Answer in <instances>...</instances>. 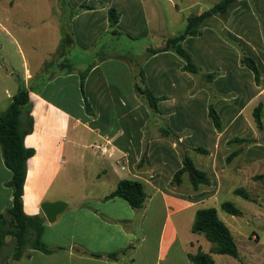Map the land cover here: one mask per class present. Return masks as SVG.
Returning <instances> with one entry per match:
<instances>
[{"label":"crops","instance_id":"1","mask_svg":"<svg viewBox=\"0 0 264 264\" xmlns=\"http://www.w3.org/2000/svg\"><path fill=\"white\" fill-rule=\"evenodd\" d=\"M178 1L63 0L70 17L57 25V48L33 67L21 46V72L12 64L0 68V115L20 90L30 94L34 130L24 143L36 154L28 161L24 211L26 201L39 205L51 249L29 250L20 264H192L190 255L210 252L205 237L192 232L197 211L235 193L229 185L248 175V165L264 162V0H239L182 42L195 72L163 48L190 16L220 0L185 12V23L172 29L173 13H183ZM111 9L120 14L115 28ZM2 32L18 43L0 22ZM53 57L59 63L48 64ZM96 145L109 154L100 155ZM185 157L208 175L212 189L194 190L187 172L174 182ZM80 168L92 174L78 178ZM11 178L0 147V217L12 206ZM124 179L144 183L142 208L107 198ZM56 201L67 208L50 223L41 206Z\"/></svg>","mask_w":264,"mask_h":264},{"label":"trees","instance_id":"2","mask_svg":"<svg viewBox=\"0 0 264 264\" xmlns=\"http://www.w3.org/2000/svg\"><path fill=\"white\" fill-rule=\"evenodd\" d=\"M239 0H220L210 9L200 15H192L187 19V27L184 32L169 38L163 50H173L187 62L186 69L195 72L189 53L183 48L182 42L188 36H197L201 33L205 22L214 16H226ZM110 25L115 28L120 20V14L111 9L109 13ZM117 34V31H113ZM155 51H152L154 53ZM249 66L259 77V71L253 61H248ZM153 107H156L157 99L149 91L142 90ZM32 104L28 90H20L14 96L7 111L0 115V147L2 149L4 163L11 170L12 178L8 186L13 190L12 206L6 211L5 217L0 222V254L5 248L8 237H13L16 244V259L20 260L26 250H38L50 253L51 249L43 241L45 221L42 216H29L24 211V189L28 175V161L35 156L36 151L25 146L24 140L34 130V120L31 116ZM261 107L255 111V119L258 127H262L260 118ZM213 122L217 128H221L219 117L215 111H211ZM184 167L175 175L174 182L179 184L181 176L187 172L190 176L193 189L198 190L202 186H209L208 175L199 170L189 157L184 158ZM264 179V175H256L255 181ZM237 196L245 200H251L250 194L242 188L235 190ZM122 198L134 209L144 206L148 195L145 185L139 180L124 179L119 182L116 190L107 198ZM221 209L235 217L243 215L242 211L232 202H224ZM7 216V217H6ZM194 234L203 235L211 244L209 253L199 250L195 255H190L192 264H215L213 255H227L238 259L240 256L237 242L227 224L220 218L216 208L200 209L192 226ZM115 258L116 255H110Z\"/></svg>","mask_w":264,"mask_h":264},{"label":"rangeland","instance_id":"3","mask_svg":"<svg viewBox=\"0 0 264 264\" xmlns=\"http://www.w3.org/2000/svg\"><path fill=\"white\" fill-rule=\"evenodd\" d=\"M10 1H0V22L2 25L9 27L18 43L12 41L10 37H6L3 32L0 33V68L1 71H5L9 64H12L21 72L20 47L22 46L31 66L34 67L49 52L57 48V25L68 23L70 10L63 7L65 3L63 0L59 4L55 0H16L12 8L10 7ZM218 1L179 0V7L183 10V13H173L170 22L172 29L185 23V16L188 12L197 14V12L211 7ZM51 63H59V60H57V57H53L48 64ZM51 73L49 71L45 76L47 77ZM262 141H264V138H262ZM87 171V173H83V169H76L77 177L82 178L84 175L92 174L91 169ZM256 175H264V162L248 165V175L245 177L237 176L241 179H237L229 185V189H245L250 194L251 200H245L234 192L230 194L227 192L220 196L222 199L214 198L215 200L213 199L205 205L206 207L218 206L220 208L218 209L219 216L234 235L240 253L238 259L227 255H219L216 257L217 264H264V179L255 181L254 177ZM202 187L203 189H212V183L209 186ZM221 200L222 202L235 204L243 215L235 217L224 212L221 209ZM2 217H5V215H2ZM201 236L203 240L204 236ZM206 243L208 246L210 245L209 242L206 241ZM28 251L24 252L23 257L26 256ZM15 257V240L13 237H8L7 244L0 254V264H20V260ZM225 261H229V263Z\"/></svg>","mask_w":264,"mask_h":264},{"label":"water","instance_id":"4","mask_svg":"<svg viewBox=\"0 0 264 264\" xmlns=\"http://www.w3.org/2000/svg\"><path fill=\"white\" fill-rule=\"evenodd\" d=\"M41 208L46 219L50 223H53L57 220L58 216L66 210L67 204L64 201L45 202L42 204ZM2 218L1 216L0 219Z\"/></svg>","mask_w":264,"mask_h":264},{"label":"clouds","instance_id":"5","mask_svg":"<svg viewBox=\"0 0 264 264\" xmlns=\"http://www.w3.org/2000/svg\"><path fill=\"white\" fill-rule=\"evenodd\" d=\"M40 211H41V209H40L38 204L36 206H33V207L29 208L28 205H27V201H26V206H25L26 214H28V215H38L40 213Z\"/></svg>","mask_w":264,"mask_h":264},{"label":"built area","instance_id":"6","mask_svg":"<svg viewBox=\"0 0 264 264\" xmlns=\"http://www.w3.org/2000/svg\"><path fill=\"white\" fill-rule=\"evenodd\" d=\"M94 149L100 155L105 156V155L109 154V149L106 145H96V146H94Z\"/></svg>","mask_w":264,"mask_h":264}]
</instances>
